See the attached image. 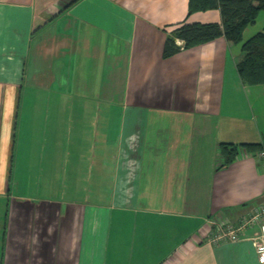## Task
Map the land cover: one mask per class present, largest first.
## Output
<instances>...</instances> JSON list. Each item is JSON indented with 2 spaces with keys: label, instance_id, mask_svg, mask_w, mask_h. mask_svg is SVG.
<instances>
[{
  "label": "crops",
  "instance_id": "obj_1",
  "mask_svg": "<svg viewBox=\"0 0 264 264\" xmlns=\"http://www.w3.org/2000/svg\"><path fill=\"white\" fill-rule=\"evenodd\" d=\"M188 1L0 0V264H261L212 235L264 201L253 155L218 169L264 141V84L224 37L163 57L221 22Z\"/></svg>",
  "mask_w": 264,
  "mask_h": 264
},
{
  "label": "trees",
  "instance_id": "obj_2",
  "mask_svg": "<svg viewBox=\"0 0 264 264\" xmlns=\"http://www.w3.org/2000/svg\"><path fill=\"white\" fill-rule=\"evenodd\" d=\"M219 9L221 22H189L185 19L177 24L166 38L163 57L168 58L180 51L176 39L183 41V48L190 49L218 37L241 44L242 59L237 72L247 85L264 84V25L263 29L243 41L246 28L256 22L259 12L264 10V0H189L187 15L195 12ZM241 150L256 157L264 150L262 142L225 143L218 146L220 164L225 168L235 161Z\"/></svg>",
  "mask_w": 264,
  "mask_h": 264
},
{
  "label": "built area",
  "instance_id": "obj_3",
  "mask_svg": "<svg viewBox=\"0 0 264 264\" xmlns=\"http://www.w3.org/2000/svg\"><path fill=\"white\" fill-rule=\"evenodd\" d=\"M255 158L264 172V150L258 152ZM250 228H256V230L253 235L246 236V231ZM212 238L215 242L247 238L252 241L261 264H264V201L253 206L236 221L215 222Z\"/></svg>",
  "mask_w": 264,
  "mask_h": 264
},
{
  "label": "rangeland",
  "instance_id": "obj_4",
  "mask_svg": "<svg viewBox=\"0 0 264 264\" xmlns=\"http://www.w3.org/2000/svg\"><path fill=\"white\" fill-rule=\"evenodd\" d=\"M261 16L264 17V10H261V11L259 12V15H258V17H257L256 22L254 23V25H250V26L248 27L249 29H247V30H250V28H254V29H255L256 27H251V26H257V25L260 23V17H261ZM263 22H264V19H263ZM256 24H257V25H256ZM263 25H264V24H262L261 29L263 28ZM261 29H260V30H261ZM256 32H257V31H256ZM256 32H255V33H256ZM252 35H254V34H252ZM252 35L248 36V38H250ZM248 38H246V39H248ZM246 39H245V40H246ZM245 40H243V41H245Z\"/></svg>",
  "mask_w": 264,
  "mask_h": 264
}]
</instances>
